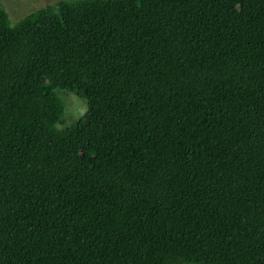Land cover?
<instances>
[{
    "label": "trees",
    "instance_id": "obj_1",
    "mask_svg": "<svg viewBox=\"0 0 264 264\" xmlns=\"http://www.w3.org/2000/svg\"><path fill=\"white\" fill-rule=\"evenodd\" d=\"M0 264H264V0L0 4Z\"/></svg>",
    "mask_w": 264,
    "mask_h": 264
},
{
    "label": "rangeland",
    "instance_id": "obj_2",
    "mask_svg": "<svg viewBox=\"0 0 264 264\" xmlns=\"http://www.w3.org/2000/svg\"><path fill=\"white\" fill-rule=\"evenodd\" d=\"M58 0H0L1 6L8 13L9 22L15 24L19 19L45 5H51ZM57 95L64 104V119L70 120L79 118L86 110L87 103L84 98L75 92H62L57 90Z\"/></svg>",
    "mask_w": 264,
    "mask_h": 264
}]
</instances>
